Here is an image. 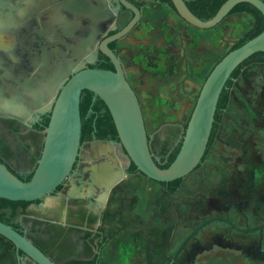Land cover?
<instances>
[{"label":"rangeland","instance_id":"obj_1","mask_svg":"<svg viewBox=\"0 0 264 264\" xmlns=\"http://www.w3.org/2000/svg\"><path fill=\"white\" fill-rule=\"evenodd\" d=\"M253 26L254 18L240 13L213 29L201 30L167 5L145 6L138 30L120 45L153 141L169 140L172 147L211 70ZM261 194L262 204H258ZM112 198L105 224L109 239L100 264H168L203 222L223 217L240 224L232 207L236 198L249 201L250 224L262 220L263 226L264 64L249 65L235 81L213 148L201 167L183 180L177 194H165L145 176H126ZM253 238L259 235H240L223 222H211L188 243L179 262L264 264V231L261 255L246 244ZM230 239L241 242L232 247Z\"/></svg>","mask_w":264,"mask_h":264},{"label":"flooded vegetation","instance_id":"obj_2","mask_svg":"<svg viewBox=\"0 0 264 264\" xmlns=\"http://www.w3.org/2000/svg\"><path fill=\"white\" fill-rule=\"evenodd\" d=\"M103 1L108 2L114 17L104 16L102 20L91 21L85 16L77 17L65 12L61 8L63 4L61 0H0V41L7 51L19 57V62L15 63L8 54L0 52V159L20 178L32 176V171L36 169V160L40 157L44 144V133L50 121L54 101L59 95L55 90L56 84L65 79L75 67L115 72L114 63L101 51V46L108 38L125 29L135 18V12L125 7L120 0H95L96 4L101 3L102 10H105ZM126 1L140 11V21L126 36L107 43V46L120 63L131 85L126 74L127 66L122 58L125 49L120 43L138 30L144 20V8L147 4L167 5L176 14L177 12L167 3L157 0ZM88 38L90 41L96 40V51L93 54L90 48L80 49V41ZM27 79L35 81V89L32 91H27ZM11 96H18L20 104L18 108L8 110L3 107V102ZM97 100L98 98L93 95L92 102L89 103L83 100L81 95L82 129L85 122L92 123L93 127L91 139L82 141L81 138L82 154H95L91 144L97 140L113 141L115 147L113 154L92 160L78 159L74 172L52 194L51 203H47V200L38 201L33 203L36 204L33 208H31L33 204H30L26 212L18 218L20 227L17 230L25 232V228L29 229L32 233L30 238L57 264L92 262L100 264L109 239L105 224L114 189L121 185L126 176H143L139 172L130 171L132 163L119 142L112 140L113 135H108L107 139L98 138L100 132L111 133L112 126L108 109H102L100 112L93 109ZM37 102L42 103L38 109ZM82 107L87 108V114L84 116ZM29 111H32V115L27 118ZM182 137L183 132L172 147L169 140L153 141L150 137L151 149L158 162L164 164L167 162ZM106 159L113 163L116 160L119 166L117 172L122 168L124 177L119 181L117 179L119 176H110L109 183H94V170L102 166ZM184 179H181L182 183ZM156 184L165 194L171 196L177 194L181 187L180 185L176 192L170 193L160 185L161 183ZM247 196V199H250V196ZM247 199L236 198L233 202L232 207L241 220L240 224L239 221L223 217H213L209 220L227 224L233 233L258 234L259 238L247 239L246 244L253 246L261 255L264 224L262 226V220L253 226L250 224L246 214V204H249ZM258 199L257 203L262 204V194ZM229 241L231 246L236 244V240ZM237 242L236 245L241 241ZM232 251L235 253V248H232ZM174 256L169 259L168 264H181L179 257L173 261Z\"/></svg>","mask_w":264,"mask_h":264},{"label":"water","instance_id":"obj_3","mask_svg":"<svg viewBox=\"0 0 264 264\" xmlns=\"http://www.w3.org/2000/svg\"><path fill=\"white\" fill-rule=\"evenodd\" d=\"M61 1H63L61 8L72 16H85L91 21L102 20L104 16L114 17L107 1H103L105 10H102L101 3L96 4L95 0ZM171 1L183 21L201 30L213 29L220 25L241 3L251 4L264 16V0H227L216 15L207 21L199 19L192 13L186 0ZM120 2L135 12V18L125 29L108 38L101 46V51L114 63L115 72L75 67L65 79L56 84L55 90L59 92V95L54 101L50 121L44 133L42 153L36 160V169L32 171V178L29 181H23L16 172L0 160L1 199L30 203L48 200L74 172L78 159L92 160L113 154L114 142L109 140L94 141L91 145L95 154H82L80 102L83 91L91 92L95 98L104 102L114 122L118 142L127 158L134 164L137 171L149 180L156 183H171L186 178L201 165L207 152L221 94L237 68L253 55L264 52V30L257 37L228 52L211 70L200 90L187 128L183 131L181 149L173 163L163 169L152 152L150 136L147 133L137 93L126 79L115 55L107 46V43L126 36L140 21V11L136 7L126 0H120ZM79 45L80 49L90 48L92 54L96 51V40L90 41L89 38L85 41L81 40ZM43 60H45L44 57ZM26 87L27 91H32L35 89V81L27 79ZM3 103V107L8 110L18 108L20 104L18 96H11ZM41 105V102H37V109ZM31 115L32 111H29L27 118ZM1 117L15 119L9 116ZM95 150L99 153L97 154ZM118 167L116 160L113 163L106 159L102 166L94 170L93 182L109 183L110 176H119L117 179L120 181L124 177V170L121 168L117 172ZM211 222L213 220L205 222L190 234L175 254L173 261L178 259L194 236ZM25 230L21 232L0 221V236L15 247L19 264H22L23 260L20 252L35 264H57L30 238L32 235L30 230L26 228Z\"/></svg>","mask_w":264,"mask_h":264},{"label":"trees","instance_id":"obj_4","mask_svg":"<svg viewBox=\"0 0 264 264\" xmlns=\"http://www.w3.org/2000/svg\"><path fill=\"white\" fill-rule=\"evenodd\" d=\"M164 3H167L170 5L173 9V3L171 0H157ZM227 0H186V4L189 7V9L192 11V13L198 17L199 19L203 21H207L211 18H213L218 10L221 8V6L226 2ZM248 14L254 18V26L253 28L245 34V36L241 39L240 42H238L232 50L242 46L245 42L257 37L260 35L264 30V16L262 13L248 3H241L237 5L232 12L231 15L234 14ZM231 50V51H232ZM230 52V51H229ZM251 64H264V52H259L255 55H253L251 58H249L247 61H245L239 68L236 69V71L233 73L232 78L228 81L226 88L223 90L218 106L217 111L215 115V122L212 130V134L210 137V141L208 144L207 152L203 158L202 163L205 161L206 157L208 156L210 150L212 149L215 140L218 136L220 125L223 121V117L225 115V112L230 104L231 95H232V88L235 84V81L238 79L240 74L243 72L244 69H246ZM92 94L89 91H83L82 98L83 100L92 102ZM93 109L96 111H101L102 109H107L106 105L102 100L98 98L97 102L93 106ZM87 114V108L82 107V115L84 116ZM109 119L111 121L112 131L109 132H100L98 138L99 139H107L108 135H113L112 140L118 141L117 132L114 126V122H112V117L110 115V112H108ZM188 123L184 126V130H186ZM99 127V124L97 125ZM93 127L92 123H84L83 129H82V141L89 140L92 137ZM183 139V138H182ZM182 139L179 143V145L174 149V151L169 155L167 162L164 164L163 162H159V166L163 169L168 168L175 158L177 157L181 146H182ZM1 160V159H0ZM200 167V166H199ZM131 172L138 173L137 168L134 166V164L131 165ZM18 177H20L18 175ZM32 178V176H27L26 179L20 178L23 181H29ZM182 183V180H177L171 183H161L162 187H164L167 191L170 193H174L177 191V189L180 187ZM38 202V201H37ZM36 203V202H34ZM30 202H11L5 199L0 198V221L11 225L13 228L18 229L20 227L18 218L21 214L26 212V209L29 207ZM17 221V222H16ZM37 245V244H36ZM38 246V245H37ZM39 247V246H38ZM40 248V247H39ZM42 250V249H41ZM20 256H24L22 252H20ZM66 264H77V263H66ZM90 264H95V262H92ZM178 264V263H173Z\"/></svg>","mask_w":264,"mask_h":264},{"label":"crops","instance_id":"obj_5","mask_svg":"<svg viewBox=\"0 0 264 264\" xmlns=\"http://www.w3.org/2000/svg\"><path fill=\"white\" fill-rule=\"evenodd\" d=\"M0 239H2L3 241H7L1 236ZM7 242L11 245L10 247H8L7 244L3 243L0 240V264H19L15 247L9 241ZM22 257V264H35L27 256Z\"/></svg>","mask_w":264,"mask_h":264},{"label":"clouds","instance_id":"obj_6","mask_svg":"<svg viewBox=\"0 0 264 264\" xmlns=\"http://www.w3.org/2000/svg\"><path fill=\"white\" fill-rule=\"evenodd\" d=\"M12 46H13V40L11 41V48H12ZM0 52H4V53L8 54L9 55V58L11 60H13V62H15V63H18L19 62V57L15 56L11 51L10 52L7 51L3 47V42L2 41H0Z\"/></svg>","mask_w":264,"mask_h":264}]
</instances>
